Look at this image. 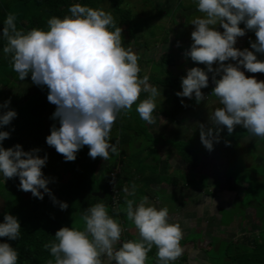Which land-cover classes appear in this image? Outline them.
<instances>
[{
	"label": "trees",
	"instance_id": "1",
	"mask_svg": "<svg viewBox=\"0 0 264 264\" xmlns=\"http://www.w3.org/2000/svg\"><path fill=\"white\" fill-rule=\"evenodd\" d=\"M232 1L238 2L240 11L257 12L250 7L252 0ZM102 2L109 6L103 8ZM128 2L0 0V264H82L85 260L93 264L90 256L98 253L100 242L107 235L123 233L119 205L134 180L136 155L124 157L117 150L131 146L130 140L126 141L128 135H150L147 121L155 111L149 94L144 90L135 92L140 83L151 80L147 73L143 75L144 63L149 59L141 58V54L133 59L117 49V45L129 46L126 32L131 36L133 31L134 17ZM132 39L139 49L150 47L133 34ZM159 41L169 39L165 36ZM121 56L124 60L119 62ZM162 63L173 65L174 55L163 54ZM130 67L137 71L135 82L121 79L122 74L127 77ZM43 72L55 74L54 81L39 83L24 96L7 91ZM156 78L158 86L178 84L174 75ZM131 83L135 84L133 90ZM65 84L76 90L70 99L56 95ZM232 84L225 87L229 94L236 92ZM88 85L113 92L117 101L124 99V103L131 95H139L146 106V123L138 119L140 110L135 113L125 105L120 107L127 109L130 118L121 122L116 117L118 111L110 112L112 107L116 110L114 99L104 101L106 98L87 91ZM156 88L155 85L157 93L160 90ZM173 98L170 118L185 108L181 96ZM249 109L253 117H263L264 138V102L241 107L243 112ZM227 130L231 134L236 131V135L225 138ZM217 131L221 130L213 128V141L210 132L199 150L208 153L221 146L229 159H240L238 148L245 135L244 125L225 128L218 137ZM107 138L109 142H105ZM106 143L111 150L100 148ZM147 144L153 147V143ZM49 147L51 161L40 160L41 153ZM146 148L144 145L142 153ZM186 148L192 155L190 164L198 165V149ZM140 156L146 162V157ZM117 168L118 195L114 197L110 180ZM48 169L57 177L58 185L45 178ZM154 182L152 178L150 184ZM95 192H102L104 197L95 196ZM262 235L260 230V239L246 250H234L237 255L233 260L239 264H264ZM133 239L130 236L126 242L128 256L135 255L138 264H156L157 259L149 253L157 252L140 251Z\"/></svg>",
	"mask_w": 264,
	"mask_h": 264
},
{
	"label": "crops",
	"instance_id": "2",
	"mask_svg": "<svg viewBox=\"0 0 264 264\" xmlns=\"http://www.w3.org/2000/svg\"><path fill=\"white\" fill-rule=\"evenodd\" d=\"M236 3L238 2L236 1ZM263 10L264 9H261V12ZM252 14V12L243 14L239 26L236 24L231 34L225 37L223 42L225 43V49L227 51L225 58L221 56L208 58L213 61L218 68L222 66L220 71H215V66L210 67L208 70L201 66V62L198 61V58L203 57V54H201L203 53L202 50L199 51L201 52L200 55H197L196 51L200 49L194 48L191 50L189 47H185L182 41H178V46L175 47L176 40L173 42L171 41L170 46L167 48L169 49L167 53L174 55L175 63L169 67L170 73L178 78V84L165 87V91H163L165 96H162V98H165L164 100L166 101V99L179 95L183 98V102L187 104L191 100H195L196 102L195 106L189 105V109L177 113V117H175V115L173 118H170L168 115L154 112L148 118V131L157 138L156 141H152L151 143H153V147H157L156 154L159 157L164 153L160 151L156 143L164 136L167 137L168 140L190 139L192 135L198 134V132L208 133V136L213 128L222 131L225 128L238 129L244 125L245 135L240 140L238 153L241 156L240 159L242 160L243 158L246 164L250 161L246 149L251 146V138L255 137L252 144L257 145L259 139L263 137V134L261 128H253L254 124H252L253 118L250 117V110L245 113V111H241L240 107H249L252 104L256 105L257 102L254 103L253 100L257 101V97L259 96L258 92L262 90L261 95L264 94V54L258 55L259 53H255L259 47L256 45L255 40H253L256 38V35L261 34L262 27L260 22L258 21L257 23L255 19L250 25H247V18L244 20V17L248 15L250 17ZM188 31L190 33V30ZM193 44L194 43L191 42L190 47H192ZM185 49H187L188 52H186ZM147 58L149 61L146 62H153L155 60L159 62L162 60L163 55L161 54L158 59L151 56ZM218 61L221 64L218 63ZM219 74H222L223 77H219ZM191 79H194V84L190 82ZM198 79L199 86L197 84ZM231 83H233L232 87H236L235 94H229V91L225 89V87L231 86ZM152 85L153 84H142L141 87L143 89H140L149 94L147 96H150V99H153L152 101L155 103V97H152L159 94L160 91L157 93L152 92ZM139 86L135 88V92L139 91ZM160 87L159 85V88ZM61 90L63 89L59 91ZM92 92H95L94 94L102 98H106L104 101L107 99H114L113 105H116L118 102L116 99L117 95L113 92H106L93 87ZM124 105L125 103L123 102L121 106ZM163 105L167 107V104L163 103ZM152 107L157 111L155 105H152ZM241 112L247 114L248 118H246L247 115L241 117V115H239ZM261 121H263V119ZM221 131H217L216 133L222 135L223 132ZM255 131L258 132L257 135H255ZM226 134L227 137L229 135L234 136L236 135V131L232 134L228 131ZM210 138H212L213 141V136ZM172 147L173 145H171L170 148L165 147L168 151V158L163 160L168 161L171 164L170 168L172 167L175 170L187 171V169H189L193 171L192 166L183 159L178 151H174ZM243 148L245 152H243ZM198 153L199 157L202 154V165L210 168L213 172L210 173L207 171L205 173L210 181L211 186L208 193H211V197L205 196L206 193L203 192V189H199L198 187L190 188L186 184L183 185L182 182L177 185L175 181L168 180L169 183L172 182L174 185L170 186L160 182L156 185V187H160L162 184V188H169L172 192V197L168 198V200H161L154 198L152 195H147V197H143L136 201L138 198L135 194L137 188L136 184L133 183L132 187L130 186L126 189V193L131 197V200L130 202H125L124 199H122L121 202L122 204L124 203V205L121 210L128 214L127 217L133 220L137 230L130 226V224H126L122 215L120 224L123 226V233L121 236L107 235L100 242L98 246L99 251L92 258L93 264H138L135 255L129 257L127 254L126 242L130 236L134 238L133 242H136L135 244L140 251L157 252L156 254L149 253V255L155 256L154 258L157 259L156 264H186L187 261H189L190 264H210V262L213 261L210 253L213 252L214 249L219 250L222 244H231L232 248L237 251L236 244H240L241 242L242 246L249 248V246L255 244L256 240L260 239V231L258 229L254 228V230L249 231L246 227L247 223L243 228L240 221H234L230 218L225 220V216L219 212V208L225 210H229L230 207L232 208L231 204L236 201L239 190L238 186L227 183L225 177L221 176L219 172H224L226 170L230 162L229 158L221 149H211L208 153H203L201 151ZM232 195H235V197L230 198ZM170 201L173 202L171 203ZM205 201L210 203L209 208L201 206ZM250 210L251 212H245L248 220L250 215L251 217L257 215L252 207H250ZM213 214H216L218 217L215 223H213ZM218 222L223 223L221 228ZM258 222L260 226H262V221L260 220ZM143 226L146 227L145 230ZM169 229L174 231L173 235L176 234L179 241H181L185 234H202V238H204L208 244L210 243V245L206 248L195 247L194 244L189 246L188 244L190 243L184 246H174V240L171 238L175 237ZM217 229H221L222 232H217ZM239 231H241L240 234H238ZM135 232L137 235H135ZM214 234H218V238L216 239H219L215 243L214 240L212 242ZM169 235L173 237L167 238ZM159 237H161L164 243ZM142 239L147 242L145 247H140L137 242ZM247 241H251L252 243L247 244ZM107 244H110V247L113 249L110 248L107 250L108 258L106 261L100 262L99 259H101L104 246ZM114 248L116 249L114 250ZM171 257H173V261L169 260Z\"/></svg>",
	"mask_w": 264,
	"mask_h": 264
},
{
	"label": "rangeland",
	"instance_id": "3",
	"mask_svg": "<svg viewBox=\"0 0 264 264\" xmlns=\"http://www.w3.org/2000/svg\"><path fill=\"white\" fill-rule=\"evenodd\" d=\"M102 4L104 5L103 8H107L106 6H109L108 3L102 2ZM128 4H129L128 7L131 8L134 17L132 22L133 31L130 30L131 36L130 33L126 32V39L129 40V46L126 47L122 45H117V49L125 52V54H127L128 56L129 55L133 56L131 57L133 59H135L136 55L139 54H141L142 56L141 58H147L151 56L158 59V57L161 54L163 55V53L164 54L167 53V50H169L167 48L168 46H170L171 41L173 42L176 40L175 47L178 46V41L179 42L182 41L185 47L187 48L189 47L191 50H193L194 48L200 49L196 51L197 55H200L201 52L199 51L201 50L203 51V53H201L203 54V57H199L198 61H200L201 66H203L207 70L210 69V67L215 66L213 61L208 59L209 57L221 56L225 58V54L227 51L225 49V43H223L224 39L227 35L231 34L236 24L239 26V22L241 20L240 17L241 14L243 13L246 14L245 9L243 11L238 10L237 8L238 3L233 2L232 0H208V1L205 0L199 2L198 0H129ZM99 6H101V4ZM261 6H264V0L250 1V7L256 8L257 12L253 13L250 17L249 15L244 17V20L247 18L246 19L247 25L252 24L255 19L257 23L258 21L260 22V25L262 27L261 34L256 35V38L253 39L255 40L256 45L259 47V49L255 51V53H259L258 55L264 54V10L261 12V8H260ZM188 30H190V33ZM132 34L136 36V40L142 38L144 42H148L150 47L147 49L137 48L136 44H134V41L132 39ZM165 36H167L168 39L170 38L169 41L168 42L159 41L158 43V40H163ZM191 42L194 43L192 47H190ZM185 51L188 52L187 49H185ZM123 60H124V56L118 58L119 62ZM218 63L220 62L218 61ZM221 68L222 66H220V68L215 66L214 70L220 71ZM169 71H170L169 65L163 64L162 60L159 62H156V60L153 62H146L144 63V67H143V75H145L146 73L148 74V76L150 75L151 81L157 86L155 90L159 89L158 87L159 83L155 81V79H157L156 76L167 77L169 75H174L172 73H169ZM136 73H135V69L133 71V68L130 67V72L127 74V77L121 73L123 76L121 77V79L128 81L133 80L135 82L134 79L136 78L135 76ZM55 77H56L55 74L43 72L35 78H30L29 80H25L23 82L17 83L16 85L13 86V88L8 89L7 91L9 93H14V94L16 93L19 94L20 96H24L27 93H30V91L33 90V88H35L39 83L54 81ZM216 77L218 78L217 74ZM219 77H223V75L219 74ZM190 82L192 84L195 83L194 79L193 80L191 79ZM133 83H131L132 85L130 87L132 90L135 88V84ZM197 84L199 86V79ZM90 86L91 85H89L86 88L87 91L88 90L92 91V86L91 87ZM140 88L141 87L139 86V91H142V89ZM62 89L63 90L58 91L56 93L57 97L70 99L71 96L76 94V90L74 88L66 86V84ZM159 90L162 92H159V94L152 97V98L155 97L154 98L156 100L155 103H153L152 101L153 99H150L151 104L153 106L155 105V108L157 110L154 112H159L163 115L164 114L168 115L170 113V110L173 108L172 106L174 105V101H173L174 98L166 99L165 101L164 100L165 98L164 99L162 98V96H165L163 92L165 91V87H161ZM261 91L259 92L257 91L260 97L259 96L257 97V101L253 100L254 103L257 102V104H260L264 102V94L261 95ZM131 96L133 97L127 100V104H125V107L129 108L131 111L135 113H137V111L140 110L141 113L138 115V119L140 118L142 120L140 122L146 123L147 111L145 110L146 106L143 99L139 95H131ZM161 100H164L165 102L164 101L160 102ZM123 101L124 99L118 101L116 103V110H114V107H112L110 111V112L118 111L117 112L118 115L116 117L117 118L120 117L121 122L130 118L128 116V112H125V110L127 111V109L125 108L122 110V107H120ZM195 102H196L195 100H191L190 102H188V104L185 102L184 110L189 109V105L195 106ZM163 103L167 104V107H165ZM243 108L246 109V107ZM247 112L248 110H245V113ZM177 115L175 117H177ZM250 117L254 118L253 128L254 127H256L257 129L262 128L261 120L263 117L255 118L253 117L252 114L250 115ZM134 123L135 125H137L136 122ZM132 131L135 132L134 130ZM203 133L204 132H200V133L198 132V134L192 135L190 139L188 138V139H180V140H176V139L168 140V138L164 136L165 138L164 137L161 138V140L160 141L158 140L156 143L158 148H160V151L164 153L161 157H159L156 154L157 147H153V149L151 150L149 145L147 144L149 142L151 143L152 141L157 140V138L152 134L150 135L143 134L142 137H138V138L131 137V135L127 136L126 141L127 143H129L130 140L131 146L123 149H118L117 154L119 155L122 154V156L125 155L124 157L128 155H136L134 157L135 160L133 161L134 163L133 167L135 168L134 171H132L135 177L133 178L134 180H131L132 183H129V186L131 187L133 186V183L136 184L137 191L135 192V194L138 197L136 201L138 199L140 200L143 197H147V195L148 196L152 195L154 196V198L161 200H168V198L172 197V192L167 187L162 188L163 183H166L170 186L174 185L172 182L169 183L168 180L175 181L177 185L182 182L183 185L186 184L190 188L198 187L199 189H203V192L206 193L205 196L211 197V193L210 194L208 193L210 191L211 185L205 173L207 171L213 173L212 170L202 165L201 163L202 154L199 157L198 165L190 164L192 163V157H191L192 155L191 152L189 153L190 150L186 148V146H192V148L198 149V152H200L199 145L205 142V138L208 134V133H204V134ZM257 134L258 132L255 131V135ZM75 135L78 136L79 134L75 133ZM211 135L213 136V132L211 133ZM218 135L219 134L216 133L217 137ZM108 138L107 141L105 142H109ZM225 138H227L226 135ZM254 139L255 137L251 138V144ZM144 145H147L146 148L147 150H145L144 153H142ZM171 145H173L172 148L174 149V151H178L179 154L182 155L183 159L192 166L193 171H190L189 169H187V171L175 170L172 167L170 168L171 164L168 161L163 160L168 158L167 157L168 151L167 149H165V147L170 148ZM101 147L108 150H111L112 148L109 145V143L102 144L100 145V148ZM214 149H221V146H215L213 150ZM246 150L247 152L253 153L252 158L249 157L250 161L247 162V164L244 162L243 158L242 160L239 158L229 159L230 162L228 163V167L226 168V170L224 172L219 171L221 173V176H224L226 182L229 183L230 185L234 184L233 178H235V182L239 187L236 201L231 204L232 208L230 207L229 210L219 208V212L225 216V220L230 218L233 219L234 221H240V223H242L243 228L247 223V225H249L251 228L250 229L249 226L246 225L249 231H252L254 230V228H256L259 231L261 230V234L264 235V226H260L258 222L261 220L264 224V138H260L259 143L256 146H252L251 148ZM51 152L52 149L50 147L45 149L41 153L39 159L45 162H50ZM243 152H245L244 148H243ZM141 154L143 157H146L147 159L146 162L142 161V157L140 156ZM116 170H118V168ZM45 178L49 180L52 185H56V184L58 185V179L56 176L53 175L51 170L49 169L47 170L45 174ZM64 178L66 180L68 177L65 175ZM152 178H155V182L150 184ZM159 182L162 184L160 185V187H156V185ZM123 196L125 202H130L131 197L127 195V193H124ZM234 197L235 195H232L230 198H234ZM116 202L117 200L115 201V203ZM170 202L172 203L173 201ZM201 206H205L209 208L210 203L208 201H205L204 203H202ZM2 207H3V201L0 199V209H2ZM250 207H252L255 210V213L257 215H253V217H251L250 215V218L248 220L245 215L246 214L245 210L248 209V211L251 212ZM120 208H123L121 203L119 205V209ZM127 215L128 214L123 212V218L125 223L130 224V226H132L137 230V227L134 224L133 220L127 217ZM217 220H218L217 215L213 214V223H215ZM222 225L223 223H219L220 228ZM145 228L146 227L143 226L144 230ZM169 230L173 235L174 231H172V229ZM218 231L222 232L221 229L220 230L217 229V232ZM240 233L241 231L238 232V234ZM135 235H137L136 232ZM173 236L175 238H171ZM173 236L169 235L167 238H171L174 240V246L177 245L184 246L185 244L190 243L188 244L189 246H192V244H194L195 247L206 248L210 245V243L208 244V242L204 240V238H202V234H195V235L185 234L182 237L181 241L178 240V236L176 234H174ZM217 236L218 234H214V237L212 238V242L214 240L215 243L217 240H219L216 239L218 238ZM137 242L140 245V247H145L147 243L143 239L138 240ZM246 243L251 244L252 242L247 241ZM236 245H237L236 249H240V250L247 249L246 246L241 245V242L240 244H236ZM110 248H111L110 244L104 246L101 259H99L100 262H103L104 260L106 261V259L108 258L107 250H109ZM116 248H114V250ZM233 250L235 249L232 248L231 244L230 245L226 243L222 244L219 250L214 249L213 252L210 253L212 255V260H213L210 262V264H239L237 261L235 262L233 260V258L235 259V256L237 255V252H233ZM90 257L93 258V256ZM239 257H241V255ZM169 260L173 261V257L169 258ZM181 261H185V260H181ZM82 264H87L86 260L83 261ZM186 264H190L189 261H187Z\"/></svg>",
	"mask_w": 264,
	"mask_h": 264
},
{
	"label": "built area",
	"instance_id": "4",
	"mask_svg": "<svg viewBox=\"0 0 264 264\" xmlns=\"http://www.w3.org/2000/svg\"><path fill=\"white\" fill-rule=\"evenodd\" d=\"M118 172V170H115L114 173H112V179L110 180V187L113 191V195L114 197L118 195V189L116 187V179H115V176H116V173Z\"/></svg>",
	"mask_w": 264,
	"mask_h": 264
},
{
	"label": "clouds",
	"instance_id": "5",
	"mask_svg": "<svg viewBox=\"0 0 264 264\" xmlns=\"http://www.w3.org/2000/svg\"><path fill=\"white\" fill-rule=\"evenodd\" d=\"M147 77L150 78V75L148 76V74H147ZM161 77H162V76H159V78H161ZM150 79H151V78H150ZM142 84H153V85H152V86H153L152 92H154V86H155V84H154L151 80H149V81L146 80L145 83H142ZM142 84H141V83L139 84L140 87H141ZM158 87H159V86H158ZM161 87H162V86H161ZM161 87H160V88H161ZM141 88H142V87H141ZM160 88H159V89H160ZM160 92H162V91H160ZM154 93H156V92H154Z\"/></svg>",
	"mask_w": 264,
	"mask_h": 264
},
{
	"label": "flooded vegetation",
	"instance_id": "6",
	"mask_svg": "<svg viewBox=\"0 0 264 264\" xmlns=\"http://www.w3.org/2000/svg\"><path fill=\"white\" fill-rule=\"evenodd\" d=\"M252 146H256V144H251V146H250L249 148H251ZM249 148H248V149H249ZM248 151H249V150H248ZM248 155H249L250 158H252L253 153L248 152ZM233 181H234L233 186H238V185L236 184V182H235V178H233ZM240 198H241V197H240ZM243 198H245V197H243ZM240 200H241V199H240ZM245 211H248V209H246Z\"/></svg>",
	"mask_w": 264,
	"mask_h": 264
},
{
	"label": "water",
	"instance_id": "7",
	"mask_svg": "<svg viewBox=\"0 0 264 264\" xmlns=\"http://www.w3.org/2000/svg\"><path fill=\"white\" fill-rule=\"evenodd\" d=\"M95 196H100V197H104L103 193L102 192H95L93 193Z\"/></svg>",
	"mask_w": 264,
	"mask_h": 264
}]
</instances>
